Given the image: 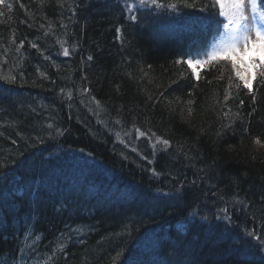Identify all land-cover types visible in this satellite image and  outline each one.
I'll list each match as a JSON object with an SVG mask.
<instances>
[{"label": "trees", "instance_id": "16d2710c", "mask_svg": "<svg viewBox=\"0 0 264 264\" xmlns=\"http://www.w3.org/2000/svg\"><path fill=\"white\" fill-rule=\"evenodd\" d=\"M196 2L176 14L138 0L0 6V74L16 76L0 79V264H45L60 243L67 255L56 252L55 264H264L244 235L264 236V87L254 102L233 89L225 107L219 71L197 82L174 63L206 38L201 24L213 10ZM222 123L231 127L218 136ZM155 137L172 146L153 149ZM180 181L189 184L185 206L152 199ZM224 207L236 226L218 219ZM192 208L209 220L198 216L178 238Z\"/></svg>", "mask_w": 264, "mask_h": 264}, {"label": "snow or ice", "instance_id": "6c2138e0", "mask_svg": "<svg viewBox=\"0 0 264 264\" xmlns=\"http://www.w3.org/2000/svg\"><path fill=\"white\" fill-rule=\"evenodd\" d=\"M140 7H146L147 5H153L156 9L168 10L171 9L170 14H176L182 12L184 9H191L198 6L196 0H138ZM0 6H6L8 9L12 8L10 3H6V0H0ZM202 10L207 14L209 9H212L211 15L201 24V29L205 32L206 38L203 41L196 42V50L192 51L189 49L187 52L183 53L179 59L174 61L175 64H186L187 68L191 70V75L195 78L197 82L202 79V72H211L212 70L219 71V80L227 79V86L224 89L223 102L225 107L227 106V101L233 99V89L238 91L243 88L251 95L253 102L256 100V91L260 87H264V0H208L207 4L202 6ZM166 14H169L166 12ZM4 13L0 12V16ZM131 21H136L137 16L131 15ZM124 26L118 27L116 29L117 33H121V29ZM210 29V32H209ZM13 42L15 41V35H13ZM21 47L23 46V40L20 42ZM32 48H37L36 43L31 44ZM63 54L65 56L69 55V50L67 48L63 49ZM187 57V59H185ZM93 58L88 57L91 61ZM4 65L0 63V73L3 72ZM151 68V65L148 66ZM227 76L225 77V74ZM41 75H44L41 73ZM147 75V73H145ZM183 73L181 76L183 77ZM0 79L15 83L16 76L9 74H0ZM211 84L212 81H206ZM176 83V81H172ZM254 84L258 87L254 89ZM63 91V90H61ZM88 91V89H84ZM71 95V93H69ZM189 95H192L190 92ZM164 93L161 92L159 96L153 99L149 97V100L153 101V104L158 103L163 98ZM171 103L170 101L168 102ZM189 105L195 103L194 100H188ZM219 104L220 101L216 100ZM243 100H240V106L243 105ZM99 104V101H97ZM224 117L229 116L228 111H223L221 109ZM193 109L188 108V114L191 115ZM239 116V113H236ZM231 124H221L220 131L217 132L219 136L226 128H230ZM140 137H148L149 140L153 139L149 133L145 131H140L136 129ZM63 132L57 129V135H62ZM55 139V137H52ZM156 143L152 144V148L155 149L156 145H162L161 151H166L172 146V142L168 139L162 137H155ZM43 143V140H40ZM259 142V140H257ZM83 151V150H81ZM127 159V157H125ZM147 159V157H144ZM191 159V158H190ZM6 171L4 165H0V172ZM154 177H159L161 173L157 172L153 167L151 169ZM192 186H195L196 181L190 182ZM189 184L182 181L178 182V186L174 185L169 192H164L163 189H156L159 195L152 197L157 203L161 200H168L171 202L170 206L174 209H179L185 206V192L188 189ZM236 204L243 205V200H236ZM239 210V209H238ZM220 215L218 219L225 221V227L228 224H234L232 220L230 211L228 207H224L219 210ZM171 214V213H170ZM199 212L197 209L192 208L188 215L184 216L181 220H178L177 233L178 238H180V233H188L191 230V225L196 222ZM200 220L208 221V216H199ZM2 223V222H0ZM211 227V225H210ZM85 226L81 225L72 231L77 233H83ZM25 232L31 237L34 232V226L25 228ZM63 235V234H62ZM244 235L253 238L255 242V247L258 251L264 252V236L257 234L254 231H245ZM15 239V235L10 237ZM131 238V237H129ZM42 239V236H35L33 244ZM70 239V237H68ZM20 248L17 247V251ZM56 252H60L63 255H67L65 251V244H58L56 250L52 255L46 257L45 264H55ZM12 259H15L14 254L10 253ZM121 253H117L120 256ZM115 264V259L113 260Z\"/></svg>", "mask_w": 264, "mask_h": 264}]
</instances>
